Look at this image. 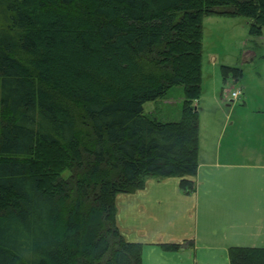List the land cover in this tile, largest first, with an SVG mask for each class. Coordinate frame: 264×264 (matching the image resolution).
Listing matches in <instances>:
<instances>
[{"label": "trees", "instance_id": "1", "mask_svg": "<svg viewBox=\"0 0 264 264\" xmlns=\"http://www.w3.org/2000/svg\"><path fill=\"white\" fill-rule=\"evenodd\" d=\"M216 15L261 36L264 0H0V264H142L116 197L150 178L195 191L203 21ZM174 86L179 121L144 112ZM228 258L264 264V247Z\"/></svg>", "mask_w": 264, "mask_h": 264}, {"label": "crops", "instance_id": "2", "mask_svg": "<svg viewBox=\"0 0 264 264\" xmlns=\"http://www.w3.org/2000/svg\"><path fill=\"white\" fill-rule=\"evenodd\" d=\"M198 162L194 192L176 177L150 178L116 197L117 226L143 244L142 264H230V248L264 247V110L212 125L205 136L200 122ZM191 241L180 251L160 246Z\"/></svg>", "mask_w": 264, "mask_h": 264}, {"label": "rangeland", "instance_id": "3", "mask_svg": "<svg viewBox=\"0 0 264 264\" xmlns=\"http://www.w3.org/2000/svg\"><path fill=\"white\" fill-rule=\"evenodd\" d=\"M249 24L250 20L243 16L204 18L202 95L195 103L204 136L212 125H219L226 119L234 121L243 113L264 110V29L261 36H252ZM224 66L240 68L242 79L225 81ZM235 88H242L244 94L232 101L230 91ZM165 99L147 102L144 112L149 114L157 109L155 114L161 121H179L184 87L174 86ZM62 175L67 178L71 173L63 171Z\"/></svg>", "mask_w": 264, "mask_h": 264}, {"label": "built area", "instance_id": "4", "mask_svg": "<svg viewBox=\"0 0 264 264\" xmlns=\"http://www.w3.org/2000/svg\"><path fill=\"white\" fill-rule=\"evenodd\" d=\"M241 95H242L241 89H235L230 93V97L232 98V100H237Z\"/></svg>", "mask_w": 264, "mask_h": 264}]
</instances>
